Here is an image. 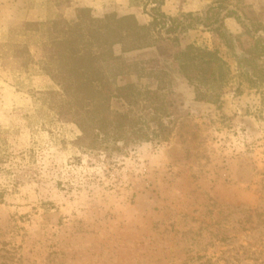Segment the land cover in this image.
Listing matches in <instances>:
<instances>
[{"label":"rangeland","instance_id":"obj_1","mask_svg":"<svg viewBox=\"0 0 264 264\" xmlns=\"http://www.w3.org/2000/svg\"><path fill=\"white\" fill-rule=\"evenodd\" d=\"M169 1L161 11L187 29L164 36L179 43L116 45L104 69L109 85L135 86L110 107L138 134L91 147L58 110L50 43L78 17L146 25L156 3L98 0L97 16L78 0H0V264H264V81H250L245 32L264 26V0L190 12ZM216 20L231 47L211 31ZM188 45L229 65L217 103L197 99L180 74L173 55Z\"/></svg>","mask_w":264,"mask_h":264},{"label":"trees","instance_id":"obj_2","mask_svg":"<svg viewBox=\"0 0 264 264\" xmlns=\"http://www.w3.org/2000/svg\"><path fill=\"white\" fill-rule=\"evenodd\" d=\"M164 0H154L149 16L151 21L142 25L133 15L117 17L106 14L103 18L89 17L82 20L80 17L73 23H63V29L56 39L50 43L54 46L52 79L58 84V110L70 114L73 122L81 132L80 140H87L88 146L105 144L117 141L128 132H134V123H128L126 113L112 111L110 101L114 98L129 100L135 92L134 85L115 87L109 85L111 78L104 69L113 67L119 56L114 47L121 46L122 51L143 49L156 46L166 39L178 44V36H164L177 25L180 32L187 27L161 11ZM84 11V10H80ZM192 13L184 16H191ZM229 15V14H228ZM217 24L211 31L218 34L228 47L229 39L224 33L223 22ZM181 24V25H179ZM166 27V31H157ZM264 26L257 25L254 29L257 36L251 31L245 32L253 39L252 49L247 52L253 63L252 83L264 81ZM129 47H125V45ZM180 74L194 88L197 99L217 103L230 74L227 62L217 50H207L188 45L173 55ZM246 60L245 58L239 61ZM258 61L260 63H258ZM51 64V63H50ZM246 74L247 73H243ZM113 83L114 80H111ZM258 86V85H253ZM126 91V92H124ZM139 95L140 92L137 91ZM55 98L53 97V101ZM162 123L158 122V128ZM138 139V138H137Z\"/></svg>","mask_w":264,"mask_h":264},{"label":"crops","instance_id":"obj_3","mask_svg":"<svg viewBox=\"0 0 264 264\" xmlns=\"http://www.w3.org/2000/svg\"><path fill=\"white\" fill-rule=\"evenodd\" d=\"M78 3L92 9V12L97 16H101L106 11V9L102 4H98V0H78ZM206 3L207 0H196V1L186 0L185 2L178 4V6H176V9L186 12L200 11L205 6ZM170 5H171V1L166 0V2L161 7L170 8ZM225 24L230 27H233L234 20L230 18H226Z\"/></svg>","mask_w":264,"mask_h":264},{"label":"water","instance_id":"obj_4","mask_svg":"<svg viewBox=\"0 0 264 264\" xmlns=\"http://www.w3.org/2000/svg\"><path fill=\"white\" fill-rule=\"evenodd\" d=\"M260 34L264 35V33L262 31L259 32Z\"/></svg>","mask_w":264,"mask_h":264}]
</instances>
